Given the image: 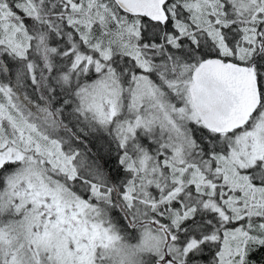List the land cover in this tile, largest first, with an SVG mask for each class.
Instances as JSON below:
<instances>
[{"label":"rangeland","instance_id":"1","mask_svg":"<svg viewBox=\"0 0 264 264\" xmlns=\"http://www.w3.org/2000/svg\"><path fill=\"white\" fill-rule=\"evenodd\" d=\"M187 1L190 2L182 1L185 7L178 9V13L183 20L174 21L172 24L181 33L186 29L194 32L193 37H191L192 35L189 36L190 39H182L181 46L184 49L188 47L191 51L189 45L192 42L197 45L199 39L204 41L205 36L222 39L221 34L216 35L217 32L215 33L218 21L215 25L210 22L215 20L218 13H221L220 11L223 10L222 5L216 4L213 6L210 0ZM228 1L230 5L227 7L226 13L234 14L236 11L237 16H245L247 8L252 5L254 9H252L251 19L264 21V0ZM219 2L226 3L224 0H219ZM213 3H215L214 0ZM87 4L86 0H67V4L64 1L60 2V0H0V45L7 47L16 55H23L24 51L29 49L28 34L24 30L21 20V17L25 14L31 16L30 21H84L87 24L90 19H94L95 13H99L97 21H118L108 5L92 3L88 6ZM4 7L9 8L8 13L3 11ZM170 7L173 8L172 5ZM66 9H68L67 13L65 12ZM11 12L16 14L15 20H12L13 15L9 18ZM72 12H75L77 16H70ZM59 13H63V17H66V19H60ZM226 13L222 11L223 16ZM177 18L179 17L177 16ZM132 21L141 20L136 18ZM235 23L238 26L241 25V21H235ZM221 25L223 26L222 23ZM229 26L233 28L232 23H229ZM120 28L122 27L120 26ZM127 29H124L125 33ZM186 31L183 33L186 34ZM32 32L41 41H44L43 32L34 28ZM142 32L145 34L150 33L151 25L141 21L137 32L133 34L137 38V43V34ZM238 32L242 31L239 30ZM221 33L223 35V31ZM114 34L117 36L116 33ZM232 35L229 37L235 36L234 33ZM241 37L243 41H247L245 34ZM218 43L225 50L229 48L226 47L225 41L223 43L219 40ZM92 46L98 50L95 44ZM56 47L57 45H52L50 42L45 45V56L50 54ZM184 49H180L178 54H173L175 58L182 62L179 75L183 80L181 81L183 88L187 86V79L190 77L189 71H191L190 66L183 63L186 60L191 63L193 59H198L212 51L211 47L203 42L199 53L186 54ZM224 49L222 51H225ZM127 50L134 55L137 51V45H134V52L130 47H127ZM250 50H253V48H250ZM107 54L106 51H103L102 56L106 57ZM89 59H91V56H88L85 60L86 66L91 62ZM93 62L95 67H98L100 75L98 78L96 76L95 82L88 88L86 100L89 108H92L95 112L97 111L100 120L108 121L115 113V106H121V103H123L121 99L124 95L123 93L120 94L122 91L112 74L114 69L111 70L103 64L97 65V60ZM158 68L161 69L162 67ZM130 71V69L120 70L119 81L121 82L124 79L131 82L124 87V94L134 118H131V122L125 125V128L128 126L132 131L123 132L120 138H124L122 141H125V138L133 134V129L140 125L142 135L139 137H146L149 141L155 140L156 142L164 140L167 146L172 149L169 156L174 163L171 165L169 172L175 173L177 188L176 186L171 187L173 182L167 172L168 168H166L165 173L162 172L148 153L140 152L143 148L135 147L126 162V168L130 169V185L120 194V199L126 200L125 197L136 190L139 194L135 196H139L141 199L145 198L143 200H150L148 203H152L155 200L154 193H159L160 187L165 186L172 195L177 190L178 204H176V207L177 210L180 208L181 211L185 212L184 216L186 218L192 215L195 208L192 202L194 195L193 193H182L184 192L183 189L191 185L190 181L196 184L194 179L199 174L202 179L208 180L209 183L219 185L225 178L219 173L222 169L224 175L233 179L235 183L238 182L236 186L231 187V190L234 192L239 191V195L248 194L249 197L247 203L244 204V200H241L240 196L232 198L228 194L224 197L223 195L228 191L218 187L217 203L212 200L210 204L213 209H230L236 213L239 209L245 208V215L248 216L245 219H230L235 220L236 226L230 227L224 232L222 260L224 263L229 261L231 264H248L247 262L250 261L246 257V244L253 241L256 243L264 242V182H258L264 179L260 172L253 171L254 178H256L254 182L257 183L250 184L251 181L248 179L246 172L234 168L233 165L242 167L247 162H256L257 158H263L264 110L258 113L250 126L237 132L223 145V150L226 147L229 148L223 153L219 152L222 157L218 158L217 164L218 167H221L217 173L210 175V170L208 172L201 170L197 165V161L202 160V152L195 148L196 142L193 135L190 134L188 121L181 119L186 107L178 106L179 110L173 108V103H168L170 102L169 95L160 92L158 88H154V85L150 84L151 81L147 80V76L143 72H138V74L132 71L133 73L128 75L127 73H130ZM133 79L134 82H132ZM167 81L172 85L178 83L176 80L170 81L167 79ZM28 83L32 87L38 84L36 80H29ZM6 84V78L0 80V166L5 162L19 161L25 157V166L21 171L13 174L7 187L10 209L15 211L14 214L17 213V217L12 218V213L9 212V217L6 221H3V228H0V246L3 248L2 256L7 264H151L154 257L160 254L157 244L160 243L163 237L162 234L153 228H148L146 225H142L139 232L127 233L126 229L124 231L121 228L119 229L116 222L109 217V224H107L109 231L107 232L103 225V217L98 216L101 213L106 214L107 208L103 205L97 207L95 205L96 199H94L95 202L93 200L89 202L79 197L74 192L67 190L61 182L62 174L67 169L63 167L64 163L68 164L69 160L67 161L62 156L60 149L54 142L50 141L51 144L45 146L46 138L41 136L44 128L50 126L52 116L37 115L30 109L24 110L23 106L16 105L20 102V98L12 95ZM30 97L36 99L33 92L30 93ZM130 111L127 113V119L131 116ZM188 115V119H190V113ZM14 119L19 120L18 125L15 124L17 121H13ZM27 122L30 123V126ZM7 129L12 130L11 144H6ZM29 130L41 137L36 140L33 139ZM52 134L56 135V133ZM131 137L137 138L135 136ZM127 141L129 140L127 139ZM18 142L20 143L19 146H17ZM133 143L134 145L138 144V139ZM129 144L131 145V140ZM163 158L164 155L160 156V159L156 158V160L162 162ZM205 166L206 169L210 167L207 164ZM89 168L88 165L85 166L81 161H77L78 170L101 179L96 171ZM162 174H164L163 177ZM68 175V178L72 179L71 171L68 172ZM184 176L192 178V180L185 181L188 182L186 184L188 187L184 186L181 189ZM158 185V189L149 197L143 195V192L149 191L153 186ZM76 187L82 190L84 186L77 183ZM201 188L202 185L200 184V192H202ZM88 189L89 193H99L101 191L95 182ZM163 190L161 189V191ZM110 191L114 194L115 201L119 202L117 200L118 189L115 186H110L106 192ZM211 191L210 194L213 195V190L211 189ZM205 201V204H209V199L206 198ZM149 207L146 204L145 207L141 205L138 211H143L144 208L149 211ZM118 208H120L119 205ZM177 240L182 239L178 237ZM180 250H182V253H180ZM169 251L174 258L188 256L186 249L178 243L169 246Z\"/></svg>","mask_w":264,"mask_h":264},{"label":"trees","instance_id":"2","mask_svg":"<svg viewBox=\"0 0 264 264\" xmlns=\"http://www.w3.org/2000/svg\"><path fill=\"white\" fill-rule=\"evenodd\" d=\"M98 1L101 4L108 5L118 21H93L91 24H86L84 21H55L46 31L44 30L42 34L44 41H41L36 34L29 33V49L25 50L23 55H16L7 47L0 45V80L6 78V85L9 87L11 94L20 98V102L16 105L23 106L24 110L30 109L37 115L52 116L50 126L44 128L41 136L46 138L45 146L51 144L50 141L54 142L60 149L62 156L67 161L69 160V165L64 163L63 166L67 168V173L65 172L61 177L63 186L89 202L92 200L95 202L94 199H96L95 205L97 207L103 205L107 208L106 214L101 213L105 223L109 224L110 218L116 222L119 229L121 228L124 231L130 224L133 226L138 223L132 219L130 213L136 214L142 204V200L135 196L137 195L135 191L131 195H127L126 200L119 197L130 185V169L126 168L128 157L124 154V151L128 154L130 150H124L120 143L124 138L120 137L123 132L132 131L128 126L125 128V125H128L134 117L132 116L133 112L128 107L129 104L125 94L121 99L123 103H121V106H115V113L108 121L100 120L97 111L95 112L92 108H89L86 93L88 88L95 82L96 76L98 78L100 75V71L97 66L95 67L93 61L97 60V65L103 64L109 69L113 68L118 76L120 70L123 69L131 70L130 73H127L128 75L132 74V71L143 72L147 76V80L151 81L150 84L154 85V88H158L160 92L169 95L170 102L168 103H173V108L179 110L178 106H185L186 111L181 119L188 121L190 134L193 135L196 142L195 148L202 152V160L197 161V165L201 170L207 172L210 170V175L219 171L221 166L218 167L217 160L222 157L219 152L223 153L229 148L222 149L228 139L238 131L220 135L207 131L199 121L192 118L188 119L191 106L183 93L184 88L181 84L183 80L179 75L182 62L175 58L173 54H178L180 49L183 50L184 48L181 46L182 39H190L189 36L192 35L191 37H193L194 33L190 34V31H186V34L182 33L178 44V41L174 39L176 33L171 30L170 21H165L163 24L145 21L151 25V32L137 34L139 37L137 43V38L133 34L137 32L141 21H128L133 18L119 11L112 0ZM182 1L185 0H180V2ZM171 10V7H169L168 11ZM74 15L76 14L71 16ZM220 18L222 21L227 19L226 15L220 16ZM60 19L65 20L66 17L60 15ZM121 19L125 20L121 21ZM29 20L30 17L27 15L24 18L22 17L26 32L29 27L35 28V25L28 26ZM26 24L27 28L25 29ZM231 27H220L222 39L205 36L204 41L199 39L197 45L188 42L191 51L187 47L184 49L186 54L199 53L202 42L211 47L212 51L198 59H193L191 63L186 60L183 64L191 67L199 59L219 57L241 65H253L260 92L259 106L250 120V122H253L258 113L264 110V21L257 20V39L249 40L242 45L236 41V38L229 37L233 36L232 33H235ZM125 28H128L126 33ZM212 33L214 32L212 31ZM219 40L223 43L226 42V47H229L227 48L228 52L218 43ZM49 42L52 45H57V47L45 56V45ZM94 44L98 47V50L92 46ZM134 45H137V51L133 55L127 50V47L133 50ZM250 48H253V50H250ZM222 49L225 51H222ZM103 51L108 53L106 57L102 56ZM88 56H91V59H89L91 62L86 66L85 60ZM78 58L79 61L77 62ZM160 66L161 69L158 68ZM167 79L170 81L176 80L178 83L172 85L168 83ZM29 80H36L37 86L32 87L28 83ZM132 82H134V79ZM120 83L121 87H126L131 82L122 79ZM32 92L36 99L30 97ZM129 111L131 116L127 119ZM14 121H17L15 122L16 125L19 124L17 119H14ZM133 131V135L137 137L131 138L133 147H135L133 142L138 139L140 148H144L147 153L155 157L157 155L162 156L163 153L168 154L170 148L164 140L156 142L155 140L149 141L146 137H139L142 135L140 125ZM29 133L35 140L41 137L33 133L32 130H29ZM52 133H56V135ZM7 134H10V136L7 137ZM11 138L12 130L7 129L6 144H11ZM2 139L4 140L3 136ZM19 145L18 142L17 146ZM78 160L96 171L101 179L78 170ZM206 164L210 166L207 169L205 168ZM24 166L25 157L19 161L5 162L0 166V228H3V221H6L9 217V212L12 213V218L17 217V213L14 214L15 211L10 209L7 187L13 174L21 171ZM233 167L245 171L251 183H257L254 182L256 178H253V171L260 172L264 179V155L263 158H257L256 162L251 161L247 162L245 166L235 167L233 165ZM69 171H71L72 179L68 178ZM219 173L225 177L219 185H214L209 183L208 180L202 179L200 174L194 179L196 184L191 181L189 187L186 185L188 182H185V180L181 182V189L184 186L188 187L183 189L184 192L182 193H193L192 202L195 206L192 215L186 218L181 215V219L176 218L174 224L173 239L181 241V245L183 244L190 249V251L187 250L188 256L180 257V259H183L181 264H223L221 254L224 251V232L228 228L236 226L235 220L230 219H245L248 217L245 215V208L239 209L236 213L230 209H213L210 205L212 200L215 202L218 200L217 190L219 188L228 191L223 195L224 197L228 194L232 198L240 196L241 200H244V204L247 203L249 198L248 194L239 195V191H232L231 187L236 186L238 182L235 183L233 179L224 175L222 169ZM187 178V176H184V179ZM173 180L177 188L174 172ZM94 182L101 190L99 193H89L88 188ZM258 182L263 183L264 180ZM77 183L84 186L82 190L76 187ZM200 184L202 185V192L199 191ZM110 186H115L118 189L117 200L119 202L115 201L112 191H110L111 193L106 192ZM94 187L96 188V186ZM211 189L213 195L210 194ZM77 191L79 193H76ZM176 193L166 195L165 200L174 196L177 198ZM160 195L164 196V193L161 192ZM206 198L209 199V204H205ZM250 199L252 200L251 197ZM162 203L155 205L154 210L150 212L164 211L166 203ZM176 203H178L177 200ZM118 205L120 208H118ZM127 209H129V212ZM122 230L120 231L122 232ZM178 237L182 240H177ZM245 249L246 257L250 261L247 262L248 264H264V242H249L246 244ZM182 250H180V253H182ZM2 255L3 248L0 246V264H7Z\"/></svg>","mask_w":264,"mask_h":264},{"label":"water","instance_id":"3","mask_svg":"<svg viewBox=\"0 0 264 264\" xmlns=\"http://www.w3.org/2000/svg\"><path fill=\"white\" fill-rule=\"evenodd\" d=\"M124 12L163 22L166 0H114ZM188 88L193 108L204 126L216 133L242 127L259 103L252 65L243 66L219 58L199 62Z\"/></svg>","mask_w":264,"mask_h":264},{"label":"flooded vegetation","instance_id":"4","mask_svg":"<svg viewBox=\"0 0 264 264\" xmlns=\"http://www.w3.org/2000/svg\"><path fill=\"white\" fill-rule=\"evenodd\" d=\"M171 5H172L173 8H171L172 9L171 11H168V8ZM182 7H184V6H183L182 2H180V0H166V2L164 3V12H165L166 19L164 21H170V24L172 25V21L183 20V18H177L178 14H179L178 13V9H181ZM122 18H124V17H122ZM134 19H136V18L130 19L128 21H132ZM139 19L141 21H152V20H149L146 17H141ZM174 39H176V36H175ZM124 90H125V88H124ZM186 98L188 99L187 92H186ZM157 157H158V159H160V156L159 155H157ZM159 163L162 164V162H159ZM140 171L142 172V170H140ZM127 211L129 212V209H127ZM130 214H131V216L132 215H136V217L138 219L139 218H142V222L147 221V222H153V223H155V226L158 227V228H160L164 232L165 237H166L165 238V243H166V239H169L170 240V238L168 237L166 231H167V228L170 231H173V229H174V220H173V216L171 215V211L164 210L163 212H158V213L149 212V214L146 216L147 220H145V216L142 215V214H140L139 211H136V214H133V213H130ZM126 230H127V233H129V232L132 233V232L138 231L134 227L133 228H129L128 227V228H126ZM169 243L171 244V241H169ZM155 260L156 259H154V261ZM154 261L151 264H154Z\"/></svg>","mask_w":264,"mask_h":264}]
</instances>
